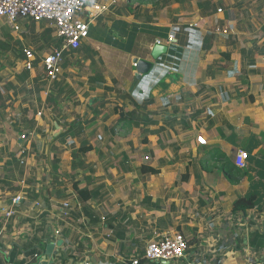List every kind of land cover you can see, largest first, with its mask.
I'll list each match as a JSON object with an SVG mask.
<instances>
[{
	"label": "crops",
	"instance_id": "1",
	"mask_svg": "<svg viewBox=\"0 0 264 264\" xmlns=\"http://www.w3.org/2000/svg\"><path fill=\"white\" fill-rule=\"evenodd\" d=\"M101 1L108 9L97 23H105L110 31L117 30L116 34H121L119 25L127 32L133 26L143 28L145 34L139 53L131 56L152 63L139 79L141 88L136 83L131 85L134 69L124 77L125 82L117 77L111 84L107 71L101 68L113 67L98 61L101 71L91 75L101 78L91 91L101 92L104 86L116 87L115 84L120 87L119 93L105 91L103 98L113 99V105H119V114L110 115L106 122L111 125L109 129L117 130L109 143L119 157L106 170L95 161L76 168L71 187L62 185L52 191V187L44 188L37 183L28 193L30 185L26 188L21 183L16 185L12 190L22 192L25 200L6 224L0 214V264L6 260L14 264H38L44 256V251L35 255L38 243L55 244L54 254L45 257L51 264H247L264 258V32L250 47L239 34V40L243 39L244 43L237 45L233 53L223 50L231 53V61L224 55L227 59L224 62L216 59L215 48L202 47L207 32L201 25L180 22L177 16H164L162 3ZM200 1L197 7L202 9ZM246 5L252 17L248 19L256 24L264 12V0L248 1ZM238 10H225L224 19L238 24L242 11ZM114 16L123 25L112 24ZM240 33L246 32L240 30ZM170 35L173 39L168 41ZM219 36L226 35H218V40ZM156 44L167 49L154 61L151 50ZM99 49L92 47L86 38L77 51L97 61ZM73 66L68 61L62 72ZM237 83L244 84L240 90L250 87L248 93H230L227 88ZM61 97V94L56 96ZM52 104L48 105L52 110L46 109L48 118L62 112ZM37 112H40L39 128L42 132L44 127L48 130L50 123L41 118V110ZM121 112H135V118L124 121L119 117ZM150 117L157 121L155 125L145 124ZM52 127H58L57 120ZM142 133L146 137L143 143L139 141ZM198 135L205 138L206 144L196 141ZM16 142L19 145L21 140L18 138ZM239 149L248 153L245 165H235L239 175L227 177L220 165L226 160L235 164L234 156ZM162 158L170 162L162 164L158 174H135L136 166L145 163L154 167ZM115 173H120L128 183L123 204L141 200L147 206L141 212L135 210L139 215H134L132 208L122 215L119 210L102 214L95 204L89 207L90 200L96 199L98 204L103 192L110 193L107 184L116 180ZM82 175L90 177L86 176L85 182ZM74 183L76 189L81 188L90 197H81ZM2 188L5 198L10 197V189ZM38 190L42 195L31 197ZM250 196H255L253 207L244 211L233 209L235 200ZM69 198L70 201L66 200ZM38 201L41 205L36 207L33 203ZM64 202L70 204L68 209L62 207ZM173 232L181 233L186 239V256L173 261H148L144 255L147 244L157 236ZM59 240L61 243L56 245ZM31 243L36 247L34 253L28 249Z\"/></svg>",
	"mask_w": 264,
	"mask_h": 264
},
{
	"label": "rangeland",
	"instance_id": "2",
	"mask_svg": "<svg viewBox=\"0 0 264 264\" xmlns=\"http://www.w3.org/2000/svg\"><path fill=\"white\" fill-rule=\"evenodd\" d=\"M198 1L199 0H180L176 2L175 0H164V2H161L164 7V16H169V18L177 16L176 20H181L180 22H197L201 25L204 32H214L216 34L208 49L215 48L217 50V60L225 62L227 60L225 58L226 56H228L230 60L229 56L233 53V49L236 48L237 45H241V42L244 43L243 39L246 40L245 43H248L246 46L250 47L257 42V36L263 35L260 33L264 32L262 28V26H264V12L262 16H258L259 19L256 24L248 19L252 17L246 3L252 0H209L214 6L215 12L208 15H205V11L197 7ZM237 8L242 10L241 14L238 15V24L224 19L225 10L231 12H233L232 10L240 11ZM178 13L180 15H178ZM113 18L112 24L118 25L120 23L123 25L121 20H118L115 16ZM31 21L29 19L19 21L20 27L19 30L16 31L4 20H0V40L10 44L8 50H4L0 47V193L3 192L4 195H6V192L2 188L5 186L10 189L8 190L9 196L19 193L22 196L20 204L25 200L22 192H19V190H12L19 183L23 184L22 186L25 188L29 185L31 186L28 189V193L37 183H41L44 188L52 187V191H54L62 185L71 187L75 179L73 176L74 171L81 164L95 161L96 163H101L103 169L106 170L110 162L112 163L117 160L116 158L119 157V155L114 154L111 149L112 146L109 143L116 135L117 130L114 132L112 128V130L109 129L111 125L106 122L110 115L116 112L119 114V105L114 106L113 99L104 100L103 98L107 93L105 91L113 90V92L119 93L120 87L117 84H115L116 87L109 85V87L104 86V90L101 92H94L88 89L90 84L89 78L92 77L91 75L99 73L102 69L103 71H107L111 84L115 83L113 78L118 80L117 77H119L120 80L123 79L125 82L124 77L129 74L131 69L135 71V66L131 64L133 59L131 55L139 53L138 49L145 34L144 29L141 27L136 29L137 26H133L131 32H127L120 28V25L119 30L121 34H116L117 30L113 29L114 25L111 27L113 30L110 31V28L106 26L105 23H99L100 21L97 23L96 20V24L91 27L87 39L92 47L98 46L100 48L97 50L99 60H94L93 57L88 54L84 56L78 51L74 54H66L67 61L74 66L71 69L72 71H68L64 68V73L62 72L57 79L64 85V90L61 94L62 97L52 104L53 107L61 109L62 112L58 114V112L55 111L56 113H53L48 118L49 110L46 109L52 110L53 108L48 106L50 103L46 101V96L54 82L49 83L45 79L41 65H37V69H33L34 72H32L31 77L25 80L23 84L18 85L16 79V75L24 69V58L21 52L23 45L32 47L39 61L44 54H47L53 48L52 43L48 44L46 40L40 37L46 28L52 26L47 22H34L33 28H31L29 27ZM261 22L263 23L260 28ZM240 30L246 33H240ZM218 32L221 34L224 33L226 36H219L221 39L218 40V35H221ZM239 34L242 35L243 39L239 40ZM53 36L52 33L50 38ZM14 41H16V43ZM223 50H229L231 53ZM224 55L225 57H223ZM158 58L154 61L158 60ZM98 61L104 62L106 66H112L113 69L101 68L102 65H100ZM94 67L97 68L93 69ZM244 69L245 66L241 67V72ZM36 75H40V78L34 81ZM139 79H136L132 74L130 77L132 81L131 85H135L136 83L138 88H141ZM67 81L71 84L67 83ZM10 83L14 86L12 87ZM238 83L231 88H226L230 93H248L247 90L250 87H247L246 90H240L244 87V84L241 83V85H238ZM36 86L44 89L40 91L39 94H36ZM55 91L56 90L53 92ZM113 98L115 97L113 96ZM38 110L42 111L41 118L47 120L51 124H49L50 127L48 130L44 127L43 132L40 133L35 131L30 143L27 142L30 140L29 138L24 142L26 143L25 145H22L23 143H21V146L17 145L16 140L23 132L22 126L28 122L27 120L33 118L37 126H41L38 124V119H40L37 118ZM99 113L101 116H99ZM56 120H61L59 123L66 126L74 120L79 121L82 126V134L79 137L68 138L63 142L60 140H53L52 137L54 133L56 136L60 130L64 129L62 126H58L57 128L52 127L53 122H56ZM40 122L44 124V120ZM144 136L145 133H142V138L139 139L142 143L143 139L146 138ZM82 140H84V144H82ZM113 143L114 142H111L112 145ZM81 146H89L91 149L82 154L77 151ZM21 148L25 150V153H20ZM26 153L27 155H25ZM12 154H15V159L16 156L17 159L19 158L18 161L21 158L25 161L23 164L19 162L20 165L23 166L22 175L18 173V169L15 166L16 162L13 161L14 159L11 156ZM75 154H77V156H75ZM54 158H57L58 161L56 162ZM6 161H11V163H5ZM73 161L76 162V165H73ZM169 162L170 160L167 161L162 158L158 163L154 162V167L160 170L162 164ZM140 167L141 165L135 167V174L137 176L144 174L140 171ZM54 169H56L57 172H54ZM115 174L118 175L116 180L107 184L111 188L110 193L109 191L103 192L99 198L100 202L98 204H96V199L90 200L89 207L91 208V205L95 204L99 207L102 214L114 213L119 210L122 215H124L126 210L128 211L132 208L134 211L133 214L139 215L140 213H137L135 210L137 209L138 212H141L140 209L147 206L141 203V200L128 205L123 204L126 200V198H123V194L128 190V183L124 177H120V173ZM145 175L142 176L144 177ZM86 176L90 177V175H82L81 180L85 181ZM133 186L137 188L136 185ZM73 187L75 191L81 193L80 191L82 189H76V183H74ZM72 195L74 197L76 193L74 192ZM66 200L70 201L71 198ZM28 203L31 204L30 202ZM33 204L36 207L41 205L40 201L34 202ZM119 217L121 216L118 215V218Z\"/></svg>",
	"mask_w": 264,
	"mask_h": 264
},
{
	"label": "built area",
	"instance_id": "3",
	"mask_svg": "<svg viewBox=\"0 0 264 264\" xmlns=\"http://www.w3.org/2000/svg\"><path fill=\"white\" fill-rule=\"evenodd\" d=\"M117 1L112 0L111 4ZM107 9L108 6L101 0H0V20H4L16 31L20 27L19 21L23 19L47 22L53 27V35L60 42V45L53 46L37 64L38 66L41 65L45 79L51 83L62 74L64 56L72 54L80 48L83 41L88 37L93 23L103 16ZM172 39L173 36L170 35L168 41ZM21 52L24 58L23 67L33 71L34 62L39 60L36 52L29 45L22 46ZM29 135L30 138L33 137V133ZM19 139L28 140V134H21ZM196 141L202 145L206 144L205 138L201 135L196 137ZM20 153H25V150L21 149ZM247 157L248 153L239 149L234 156L235 165L244 167ZM20 162L23 164L25 161L21 158ZM21 201L22 196L19 193L9 198H5L3 192L0 193V214L4 218V224L15 215L16 208ZM69 205L68 202H64L62 207L68 209ZM187 249V241L181 233H165L147 244L144 255L147 260L152 262L173 261L184 258ZM3 264L14 263L6 260ZM247 264H264V258L250 260Z\"/></svg>",
	"mask_w": 264,
	"mask_h": 264
},
{
	"label": "trees",
	"instance_id": "4",
	"mask_svg": "<svg viewBox=\"0 0 264 264\" xmlns=\"http://www.w3.org/2000/svg\"><path fill=\"white\" fill-rule=\"evenodd\" d=\"M139 2H145L147 0H138ZM150 3L153 4H156V5H160V3L164 2V0H149ZM162 1V2H161ZM199 5L200 7H202L201 10H204V14L205 15H208V14H212L213 12H215V8L214 6L210 3L209 0H201L199 2ZM31 21V20H30ZM33 25H34V21H31V25H29V27L33 28ZM54 32V29L52 27H48L45 29L44 32H42V34L40 35V37H42L44 40H46L48 42V44H51L52 43V46H59L60 45V42L53 36L52 38H50L52 36V33ZM216 36V34L214 32H210V33H206L205 34V37H204V40H203V44H202V47L204 48V50H207L210 46H211V40ZM16 43V41H14ZM0 47L4 50H8L10 48V44L7 43V42H2L0 40ZM23 56V55H22ZM39 60L37 59L35 62H34V67L35 69H37V64H38ZM67 59H66V55L64 56V59L62 61V67H66L67 66ZM30 78V71L27 70V69H22V71L16 75V79L18 81V85H21L23 84V82L27 79ZM40 78V75H36L34 77V81H37V79ZM101 78H97V77H91L89 78V89L90 90H93L95 89V83L97 82V80L99 81ZM54 84L52 86V88L50 90H48V93H47V96H46V101L49 102V103H55L58 99L56 98L57 95H60L62 94L63 90H64V85L62 83H60L59 80H54L53 81ZM101 82V81H100ZM52 83V82H51ZM102 83V82H101ZM10 85H12V87L14 86L13 84L10 83ZM36 89V94H39L40 91H42L44 88H39V87H35ZM54 90H56L55 92H53ZM150 101V100H148ZM125 113V114H124ZM134 113H131V112H121V116L120 118L123 119L124 121H129V120H133L135 117H134ZM128 115V117H127ZM28 122H26L22 128H23V132L21 134H28V137L30 138V133H35V131H37L38 133L42 132L41 128H39L36 124V121L32 118L30 120H27ZM127 123V122H126ZM157 121L151 119V117L149 119L146 120L145 124H156ZM57 125L58 126H62V129L56 136L52 137L53 140H60V141H66V139L68 138H74V137H79L81 134H82V126L80 124L79 121L77 120H74L72 123H68V125H64V124H60L59 121L57 120ZM150 132H153V130H148ZM155 131V130H154ZM144 140H146V138H144ZM27 140L23 139L21 140V143H23L22 145H25ZM82 144H84V140L81 141ZM21 143L19 144V146H21ZM22 149V148H21ZM91 148L88 147H84V146H81L79 147V149L77 150L78 152L80 153H85L87 150H90ZM27 155V153L25 154ZM12 158L14 159L13 161L16 162L15 163V166L17 167L18 169V173L20 175H22V167L20 165V160L18 161L17 159V156H16V159H15V154H12L11 155ZM75 156H77V154H75ZM56 160V162L58 161L57 158H54ZM20 162V163H19ZM5 163H11V161H6ZM73 165H76V162L73 161L72 162ZM22 164V163H21ZM83 164H81L79 167H82ZM220 170L223 171L224 174H226L227 177H230V176H234L235 175H239L240 171H239V168L235 166V164H233V162H230L229 160H226L224 163H222L220 165ZM140 171L142 173H149V174H158L159 173V169L155 168V167H152V166H148L146 164H142L141 167H140ZM19 188V187H17ZM81 193L80 196L81 197H90L86 192H84L83 190L80 191ZM42 195V192L41 191H37L36 193H33L31 194V197H34V196H41ZM255 196H250L248 198H245V197H241V198H238L237 200L234 201V204H233V209L236 210V211H240V210H246L248 208H251L254 206V198ZM38 249L37 251L35 250L36 247L34 246V244H30L28 246V249H30V252L31 253H34L35 252V255L38 256L39 254H42V252L44 251V248H45V245L44 244H41V243H38ZM10 256L12 257V255L10 254ZM149 261V260H148ZM20 264V263H19Z\"/></svg>",
	"mask_w": 264,
	"mask_h": 264
},
{
	"label": "water",
	"instance_id": "5",
	"mask_svg": "<svg viewBox=\"0 0 264 264\" xmlns=\"http://www.w3.org/2000/svg\"><path fill=\"white\" fill-rule=\"evenodd\" d=\"M166 49H167V46L156 44L154 47H152V50H151L152 59L153 60L157 59L160 55L166 52ZM133 62L135 66V77L137 79H139L142 74L147 73L152 66L151 62L144 60V59L134 58ZM60 243H61V240H59L56 243V245H59ZM54 247H55L54 243H48L45 245L43 260H41L42 257H40L38 260V264H51L52 261H47L45 257L51 256L52 254H54Z\"/></svg>",
	"mask_w": 264,
	"mask_h": 264
},
{
	"label": "clouds",
	"instance_id": "6",
	"mask_svg": "<svg viewBox=\"0 0 264 264\" xmlns=\"http://www.w3.org/2000/svg\"><path fill=\"white\" fill-rule=\"evenodd\" d=\"M35 69V68H34ZM34 134V133H33Z\"/></svg>",
	"mask_w": 264,
	"mask_h": 264
}]
</instances>
